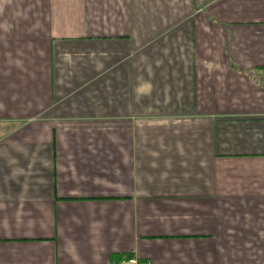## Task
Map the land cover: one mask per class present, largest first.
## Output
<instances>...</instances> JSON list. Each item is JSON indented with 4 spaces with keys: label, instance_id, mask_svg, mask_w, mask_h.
<instances>
[{
    "label": "crops",
    "instance_id": "crops-1",
    "mask_svg": "<svg viewBox=\"0 0 264 264\" xmlns=\"http://www.w3.org/2000/svg\"><path fill=\"white\" fill-rule=\"evenodd\" d=\"M264 264V0H0V264Z\"/></svg>",
    "mask_w": 264,
    "mask_h": 264
},
{
    "label": "built area",
    "instance_id": "built-area-1",
    "mask_svg": "<svg viewBox=\"0 0 264 264\" xmlns=\"http://www.w3.org/2000/svg\"><path fill=\"white\" fill-rule=\"evenodd\" d=\"M116 264H147L140 261L138 258L132 256L131 258H123L116 262Z\"/></svg>",
    "mask_w": 264,
    "mask_h": 264
},
{
    "label": "trees",
    "instance_id": "trees-1",
    "mask_svg": "<svg viewBox=\"0 0 264 264\" xmlns=\"http://www.w3.org/2000/svg\"><path fill=\"white\" fill-rule=\"evenodd\" d=\"M132 256L131 255H129V256H127V257H119V260H121V259H123V258H131ZM118 260V261H119Z\"/></svg>",
    "mask_w": 264,
    "mask_h": 264
}]
</instances>
